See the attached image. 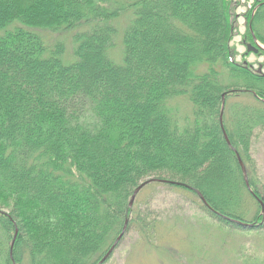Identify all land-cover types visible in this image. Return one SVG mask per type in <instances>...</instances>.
<instances>
[{"label":"trees","instance_id":"obj_1","mask_svg":"<svg viewBox=\"0 0 264 264\" xmlns=\"http://www.w3.org/2000/svg\"><path fill=\"white\" fill-rule=\"evenodd\" d=\"M235 9L233 0H0V264H97L125 222L152 242L153 210L128 204L154 178L144 187L199 192L210 228L264 239V180L251 154L264 74L235 61ZM123 15L116 64L109 22ZM245 17L243 40L264 45V0ZM84 25L65 61L66 35ZM42 33L62 36L48 43Z\"/></svg>","mask_w":264,"mask_h":264},{"label":"rangeland","instance_id":"obj_2","mask_svg":"<svg viewBox=\"0 0 264 264\" xmlns=\"http://www.w3.org/2000/svg\"><path fill=\"white\" fill-rule=\"evenodd\" d=\"M233 1L236 5L237 27L230 43L237 52L236 60L237 62L245 61L253 69H260L264 73V57L254 53L245 54L246 49L242 43V35L246 33L247 26H245L246 17L239 13L245 12L255 0ZM125 15L129 14L125 13ZM125 15L109 22H113L119 28L114 39L115 44L119 39L121 50L119 46H115L111 51L115 60L111 59L116 64L120 63L122 55L121 39L124 29L132 19L130 13L127 22ZM86 28L87 25L81 26L66 35L65 61L73 60L71 36L75 32H82L83 29L88 31L89 29ZM43 35L48 43L62 36V34L48 33ZM258 43L263 46L261 49H264V45ZM237 95L228 96L227 105L231 103V100L241 98V95ZM246 98L249 97L246 96ZM183 111L186 112L187 109L184 108ZM251 154L257 163V172L264 180V128L255 129ZM172 184L174 183L171 182ZM245 186L249 191L251 190L249 184L247 186L245 183ZM176 187L152 185L140 190L133 202L141 209L149 206L153 210L156 227L154 238L152 242L151 240L146 242L137 228L127 230L104 264H264V239L235 231H226L228 234L223 235L224 230L210 228L211 224L205 223L202 218L204 212L200 201L183 187H179L180 189ZM260 203L255 199L251 201V206L257 209ZM207 218H209L208 215ZM0 240H2L1 235ZM23 260H27L26 254H23Z\"/></svg>","mask_w":264,"mask_h":264},{"label":"water","instance_id":"obj_3","mask_svg":"<svg viewBox=\"0 0 264 264\" xmlns=\"http://www.w3.org/2000/svg\"><path fill=\"white\" fill-rule=\"evenodd\" d=\"M254 41H255V39H254ZM255 44L257 45L256 41H255ZM257 47L259 48V45H257ZM257 47H251V46L248 44V45H247V51L257 52V50H258ZM223 96H224V95H223ZM223 96H222L221 110H220V114H219V120H220V122H221V119H222V111H223V107H224V99H223ZM222 132H223V136H224V138H225L227 144L229 145V141H228V139H227V136H226V134H225L223 128H222ZM236 156H237V161H238V164H239V166H240L241 172H242V174H243V179H244L246 185L248 186L247 175H246V172H245V167H244V165H243V162L241 161V159H240L239 156L237 155V153H236ZM150 181H159V180L154 178V179H149V180H146V181L141 182V183L135 188V190L133 191V193H132V195H131V198H130V201H129V204H128L129 207L132 206V204H133V200H134L136 194L140 191V189H141L142 187H144V186H145L148 182H150ZM196 193H197V195L199 196V198L201 199V201L205 204L202 195H201L199 192H196ZM262 211H263V207H262ZM125 229H126V223H125V225L123 226L121 233L118 235V237L116 238V240H115L114 243L112 244V246L109 248V250L107 251V253L101 258V260H100L97 264H101V263H102V262H103V261L109 256V254L112 252V250L114 249L115 245L117 244V242L120 240L121 236L123 235ZM15 236H16V230H15V232H14V237H13V239H12V241H11L10 251H11V249H12V246H13V243H14V240H15Z\"/></svg>","mask_w":264,"mask_h":264}]
</instances>
